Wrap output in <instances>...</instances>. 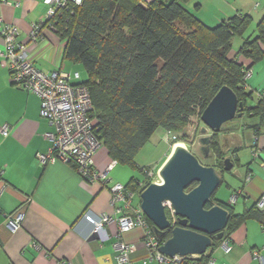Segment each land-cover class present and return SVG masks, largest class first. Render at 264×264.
I'll use <instances>...</instances> for the list:
<instances>
[{
  "label": "crops",
  "instance_id": "1",
  "mask_svg": "<svg viewBox=\"0 0 264 264\" xmlns=\"http://www.w3.org/2000/svg\"><path fill=\"white\" fill-rule=\"evenodd\" d=\"M234 1L190 0L185 7L208 26H216L238 13L255 12L260 20L263 17L264 12L256 9L262 4L256 3V8H251L252 2L240 5L238 0ZM49 8L45 0H0V31L4 23L15 24L20 29V39L28 46L30 60L37 67L45 72L63 68L72 73L64 58L67 40L58 32L44 26L43 38L37 42L29 39L32 25L44 21ZM3 50L0 33V126L10 125L8 135L0 130V170L3 171L0 177V264H120L118 241L135 246L129 254L131 264H155L150 259L142 227L120 233L118 223L111 221L99 234L85 217L86 214L95 218L121 215L116 209L124 202H113L111 187L116 183L127 187L133 177L127 165L117 164L109 172L110 180L103 184L88 181L71 163L41 162L39 154L49 152L52 146L46 133L54 127L41 115L40 96L13 82L8 67L3 64ZM243 60L246 64L252 62ZM251 69L246 86L258 98L264 92V56L253 62ZM248 130L253 132L249 144L243 143ZM232 131L234 140L230 144L221 143L234 162L230 171L233 177L229 176L226 181L227 171L221 173V185L226 184L228 193L222 196L223 200L216 199L227 202L235 214H242L264 191V123L261 119L253 124L239 122ZM169 142L174 149L176 144ZM112 160L105 147L96 153L95 163L100 170L107 168ZM127 188L133 192L132 204L141 207V193ZM236 192L240 193L232 203L231 197ZM19 212L23 213L22 225L12 231L8 219ZM228 238L230 252L226 253L220 245L213 251L211 257L216 259V264H264V224L258 218L243 219L229 232ZM207 251L202 255H207Z\"/></svg>",
  "mask_w": 264,
  "mask_h": 264
},
{
  "label": "trees",
  "instance_id": "2",
  "mask_svg": "<svg viewBox=\"0 0 264 264\" xmlns=\"http://www.w3.org/2000/svg\"><path fill=\"white\" fill-rule=\"evenodd\" d=\"M189 1L83 0L80 5L68 4L44 22L45 26L52 23L67 40L65 60L85 68L88 78L81 83L92 97L96 133L117 164L141 169L136 156L156 130L185 131L193 115L198 113L201 119L224 85L244 102L248 116L259 117L264 123V92L255 105L248 106L253 92L247 89L245 79L246 70L264 56V15L256 25V34L233 50V38L244 36L254 21L252 16L238 13L208 26L185 7ZM243 59L252 62L246 64ZM218 134L212 135V155L207 158L215 161L202 163L223 173L228 154ZM180 141H186V136H178L176 142ZM141 170L147 173L149 169ZM145 178L133 176L127 187L141 193L151 184ZM212 199L218 201L215 196ZM218 202L231 213L224 239L245 218H258L264 224V210L256 204L235 214L227 202ZM167 214L174 222L169 209ZM156 236L163 244L172 236V227ZM222 240L214 239L207 255L197 260L207 264Z\"/></svg>",
  "mask_w": 264,
  "mask_h": 264
},
{
  "label": "built area",
  "instance_id": "3",
  "mask_svg": "<svg viewBox=\"0 0 264 264\" xmlns=\"http://www.w3.org/2000/svg\"><path fill=\"white\" fill-rule=\"evenodd\" d=\"M50 5L46 19L40 23H34L29 33V39L37 42L44 37V22L57 15L61 8H65L70 3L82 4L83 0H45ZM56 31V27L50 23L47 25ZM4 50L3 64L8 67L12 80L27 90L37 93L41 98V115L47 118L54 127L53 131L46 133V137L52 142V146L47 153H40L39 159L46 163L49 161L60 160L71 163L78 173L90 182L107 183L110 180V171L117 165L116 160H112L105 169H98L95 163L96 153L103 147L101 139L98 137L92 116L93 101L89 89L81 82H72V79L80 78V73H69L63 68L52 72H45L37 67L29 58L28 46L20 39V29L12 23H4L0 31ZM252 69L248 68L245 79L252 75ZM10 125L5 123L0 126L3 135H8ZM168 141L176 144L178 135L168 131L166 136ZM0 170V177L2 175ZM145 172H149L146 170ZM152 174V171L149 172ZM113 202L123 201V206L116 209L119 217L102 215L95 218L91 214H86L88 221L93 223V231L103 233L105 225L111 221H116L119 232H128L137 226L142 227L145 233V242L150 250V259L155 264H184L191 260L190 264H203L197 259L201 255H175L163 254L159 248V242L153 227L150 225L142 207L132 204L133 192L124 184L116 183L111 187ZM240 192H236L231 197L232 203L236 202ZM256 206L264 210V191L256 200ZM171 208V205H169ZM174 214V210L172 208ZM175 215V214H174ZM177 219V218H176ZM23 221V213L19 212L9 217L8 226L12 231H17ZM175 221V220H174ZM119 253L117 258L120 264H131L129 254L134 249V245L125 241L116 243ZM220 247L226 252H230L231 246L229 238L223 239ZM260 257L258 252H255ZM261 258V257H260ZM207 264H216V259L210 257Z\"/></svg>",
  "mask_w": 264,
  "mask_h": 264
},
{
  "label": "water",
  "instance_id": "4",
  "mask_svg": "<svg viewBox=\"0 0 264 264\" xmlns=\"http://www.w3.org/2000/svg\"><path fill=\"white\" fill-rule=\"evenodd\" d=\"M245 105L236 92L224 85L204 109L201 120L205 126L199 138L203 157L212 155L211 141L214 133L225 130V124L241 119ZM235 126L227 128H236ZM208 130L212 134H208ZM234 162L224 159V169L232 171ZM161 182H152L141 192V207L153 222L156 235L162 236L172 227V236L161 244L163 254L201 255L221 240L231 217L230 211L212 198L222 183V174L215 166L202 163L201 158L184 145H176L159 170ZM197 183L188 190L190 186ZM212 203L207 208L208 203ZM170 204L177 217V224L170 220L167 207Z\"/></svg>",
  "mask_w": 264,
  "mask_h": 264
},
{
  "label": "rangeland",
  "instance_id": "5",
  "mask_svg": "<svg viewBox=\"0 0 264 264\" xmlns=\"http://www.w3.org/2000/svg\"><path fill=\"white\" fill-rule=\"evenodd\" d=\"M240 5L241 3L243 4H247L251 3V7L253 6V8L255 7L256 3H260L262 4L261 7H258L259 5H257L256 9H260L262 12H264V0H238ZM237 2L236 0L234 1V3ZM250 11V10H249ZM251 12V11H250ZM252 13V14H251ZM246 13L252 16V18L254 19L252 25L250 26V28L246 31V33L244 34V36H235L232 40L233 42V50H238L241 45L244 42L245 37H248L249 35H254L256 34L255 29H256V25L257 22L260 20L259 16L255 14V12H251ZM253 33V34H252ZM66 63L68 64V70L71 71L72 73H75L76 71H78L80 73V78L78 79H74L72 82H82L87 80L88 78V74L85 70V68L83 67V65L81 64H74L70 61H66ZM257 100V96L253 95V98H250L248 100V106H252L256 103ZM260 118L253 116L250 117L248 116L247 113L244 114V116L241 119H238L239 122H241L242 124H253L255 121L259 122ZM205 126V124L203 123V121L200 119L198 113H196L195 115H193V117L191 118V120L189 121L188 125L186 126L185 131L180 132H174L175 134H177L179 137L182 136H186V141H180L178 143L186 146L188 149H190L193 153H195L196 155H198L201 158L202 162H206V163H213L215 160L214 158L211 159H207L203 157V154L201 152V144L199 142V138L203 135L201 133V129ZM235 128H226L225 130L221 131L218 135L217 138L220 142L224 141L226 144H230L233 140H234V132L232 130H234ZM167 133L168 131L164 130L163 128H159L158 130H156V132L150 137V139L148 140V142L140 149V151L138 152L137 156H136V162L137 164L140 166V168L142 169L143 167L148 168L149 172L150 170L152 171V174L148 173H144L141 169H131L130 167H126L129 171L131 176H135L137 178L140 179H144L145 176H147L148 178H145V180H148L147 182H161L162 179L159 176V170L161 168V166L163 165V162L171 155L173 149L171 148V144L168 141L167 142ZM246 139L243 140V143H247L249 144V142H252L251 136H252V130L251 131H247L246 132ZM208 134H212L211 130H208ZM211 157V156H210ZM146 174V175H145ZM233 177V173L230 171L225 172L224 174V178L227 181L229 176ZM130 176V177H131ZM146 183V182H145ZM144 183V184H145ZM228 193V189L226 188V184H222L216 191V198L223 200L221 198H223L222 196ZM167 209H169V211L172 214L173 219L176 221L177 217L173 214L172 212V207L170 208L169 206L167 207Z\"/></svg>",
  "mask_w": 264,
  "mask_h": 264
},
{
  "label": "flooded vegetation",
  "instance_id": "6",
  "mask_svg": "<svg viewBox=\"0 0 264 264\" xmlns=\"http://www.w3.org/2000/svg\"><path fill=\"white\" fill-rule=\"evenodd\" d=\"M237 123H239L238 119L231 120L225 124V128L235 126ZM237 128V127H236Z\"/></svg>",
  "mask_w": 264,
  "mask_h": 264
},
{
  "label": "bare ground",
  "instance_id": "7",
  "mask_svg": "<svg viewBox=\"0 0 264 264\" xmlns=\"http://www.w3.org/2000/svg\"><path fill=\"white\" fill-rule=\"evenodd\" d=\"M180 143H178V144H176V145H179ZM182 145V144H181ZM168 206L170 205V204H167Z\"/></svg>",
  "mask_w": 264,
  "mask_h": 264
},
{
  "label": "clouds",
  "instance_id": "8",
  "mask_svg": "<svg viewBox=\"0 0 264 264\" xmlns=\"http://www.w3.org/2000/svg\"><path fill=\"white\" fill-rule=\"evenodd\" d=\"M176 144H178V142H176Z\"/></svg>",
  "mask_w": 264,
  "mask_h": 264
}]
</instances>
